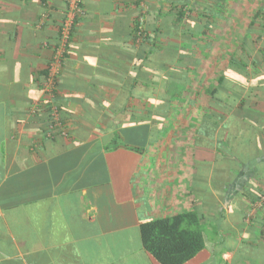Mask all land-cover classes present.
<instances>
[{
	"label": "crops",
	"instance_id": "obj_1",
	"mask_svg": "<svg viewBox=\"0 0 264 264\" xmlns=\"http://www.w3.org/2000/svg\"><path fill=\"white\" fill-rule=\"evenodd\" d=\"M136 1L84 0V18L57 72V116L64 115L69 131L62 136L49 129L53 94L38 78L50 61L58 62L53 45L68 6L65 0H45V6L43 0H0V264H161L143 246L141 222L192 207L204 217L205 246L184 264H264L263 211L249 209L239 195L225 202L214 195L209 202L206 192L222 194L214 184L207 190L210 173L199 172L200 185L194 183L193 164L205 169L217 153L193 142L188 121H167L174 129L156 143L152 133L142 138L138 123L129 120L138 107L125 109V90L102 84L108 79L97 71L104 62L100 51ZM145 1L152 14L160 7V0ZM225 1L213 54L219 60L238 50L242 36L253 50L256 35L244 37L247 15L264 2ZM259 74L264 77V69ZM106 114L118 125L104 132ZM120 130L130 147L114 142Z\"/></svg>",
	"mask_w": 264,
	"mask_h": 264
},
{
	"label": "trees",
	"instance_id": "obj_2",
	"mask_svg": "<svg viewBox=\"0 0 264 264\" xmlns=\"http://www.w3.org/2000/svg\"><path fill=\"white\" fill-rule=\"evenodd\" d=\"M44 2L45 6L47 3ZM65 2L69 12V2ZM225 2L160 0V7L152 14L153 10L146 7L145 0H137L130 15L118 13V26L107 34L110 44L107 50L100 51L104 62L99 63L97 71L108 79L102 84L118 87L120 92L125 90V109L139 108L131 112L129 120L138 123L143 131L142 138L150 135V124H158L156 133L161 137L164 123L182 115L183 121L189 122L193 142L217 153L215 163L206 165L205 169L212 175L214 188L222 194L206 192L205 198L209 202L214 200V195L216 201L220 199L222 202L239 195L250 202L249 209L262 210L264 215V202H261L264 199V77L259 74L264 69V2L257 5L244 34V37L256 35L253 50H248L247 38L242 36V42L237 44L238 50L229 56L221 53L223 60H219L212 56L216 37L220 36L217 24ZM163 3H169L171 9L163 11ZM79 7L63 48L59 47L60 41L64 43L60 30L68 14L60 23L52 60L60 48L59 60L69 58V38L84 18V0ZM48 15L46 11L44 19ZM210 58L221 64L215 66ZM51 64L50 61L39 74L43 90ZM57 77L56 74V88L53 86L50 93L53 94L54 107L47 110L49 129L51 133L60 130L62 136H69V131L62 126L66 124L64 115L55 119V110L61 111L56 101ZM206 83H209L207 87ZM200 101L205 103L204 108L198 106ZM103 117L108 122L102 131L117 127L114 115ZM115 132L114 142L130 147L119 141L122 140V131ZM136 149L143 151L144 148ZM241 155L242 159L239 158ZM224 158H229V163L221 165L217 172L216 162ZM201 219L204 217L197 207L172 216L144 219L140 224L143 246L161 264H184L205 246ZM260 228L264 242V218Z\"/></svg>",
	"mask_w": 264,
	"mask_h": 264
},
{
	"label": "rangeland",
	"instance_id": "obj_3",
	"mask_svg": "<svg viewBox=\"0 0 264 264\" xmlns=\"http://www.w3.org/2000/svg\"><path fill=\"white\" fill-rule=\"evenodd\" d=\"M259 4V2L257 3V4H255V9H254V11L257 9V5ZM254 11H253V13H254ZM248 17H251L252 15L250 14V15H247ZM251 19V18H250ZM212 58H213V56H212ZM210 60H212V61H214L215 62V66H219L221 63L219 62H217V60H213V59H211L210 58ZM209 60V61H210ZM208 65H206V71L209 69L208 67H207ZM213 70H212V72H211V74H212V76H213ZM209 74V73H208ZM210 75V74H209ZM210 80V79H209ZM209 85V83H206L205 84V86L207 87ZM202 103V102H201ZM175 114H177V113H175ZM178 115V114H177ZM183 119H184V117H182V115H179V116H177V119H173L175 122H177L178 121V123H181L182 121H183ZM169 121V120H168ZM186 121V120H185ZM171 123H164V130H163V133L160 135V136H162L161 138H158L157 137V134L156 133H154V131H156L157 132V128H156V125L158 126V124H150L149 125V127H151L149 130V133H150V135H151V133H152V142H154V143H156V141L157 140H164V139H166V138H168V137H166V136H168V134L167 133H169V128L171 129V130H173L174 129V127L172 126L171 127V125H170ZM140 132H143V131H141L140 130ZM126 134H124V138L123 139H125V140H122L121 142H123V141H125V142H129V141H132L130 138H129V136H125ZM169 137H171V136H169ZM176 139V137H172L171 139ZM140 141L142 142V139L140 138ZM124 142V143H125ZM140 142V143H141ZM129 145H131V144H129ZM143 145V144H142ZM141 145V147H143ZM172 146H173V148L175 149V150H177V152H181L182 151V148H181V145L179 144H171ZM165 146V145H164ZM138 147H140V146H138ZM147 147V146H146ZM212 156H213V154H212ZM217 157H218V155H217ZM239 158L240 159H242L243 157H242V155L241 156H239ZM229 158H224L223 160L222 159H219L218 160V162L216 163V165H218V168L219 169H217L216 171L217 172H219V170H220V168H221V165H224V164H228L229 162ZM196 165V163H194L193 164V168H194V166ZM197 173H194V183H195V185L197 184V180L199 181L200 180V182H201V180H202V175H203V172H205V174H207V171L202 167L201 168V170H199V169H197ZM201 173V176H199V177H197L199 174L198 173ZM218 176H220V174H217ZM200 182L197 184L198 186L200 185ZM218 183H219V179H218ZM213 188V182H212V175H210V181H209V185L206 187L207 188V190H208V188Z\"/></svg>",
	"mask_w": 264,
	"mask_h": 264
},
{
	"label": "built area",
	"instance_id": "obj_4",
	"mask_svg": "<svg viewBox=\"0 0 264 264\" xmlns=\"http://www.w3.org/2000/svg\"><path fill=\"white\" fill-rule=\"evenodd\" d=\"M81 1L82 0H68V2H69V13H68L67 18L64 21V23L61 27V30H60V32L62 34V40L64 42L67 40V37L69 35L70 27H71L72 20H73L75 13L80 11L79 3ZM60 50H61V48H60ZM58 51H57V53L55 55V59H54V60H58V62H53L51 64L49 77L47 78V80L44 83V91L45 92L51 93L53 86H54V77L56 76V74L58 72L59 56L61 54V53H58ZM55 118L56 119L58 118L56 110H55ZM261 202H264V199L261 200Z\"/></svg>",
	"mask_w": 264,
	"mask_h": 264
}]
</instances>
